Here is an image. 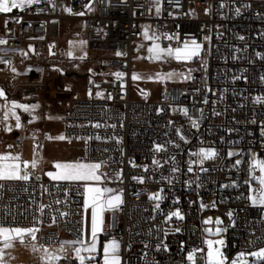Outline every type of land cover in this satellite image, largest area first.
Segmentation results:
<instances>
[{
    "label": "built area",
    "instance_id": "2783aa9c",
    "mask_svg": "<svg viewBox=\"0 0 264 264\" xmlns=\"http://www.w3.org/2000/svg\"><path fill=\"white\" fill-rule=\"evenodd\" d=\"M159 9L155 0H40L21 22L8 18L0 58L10 63L0 62V75L50 94L42 100L44 111L50 102L60 103L64 135L83 146L81 161L104 162L101 186L123 191L122 205L107 210L121 264H191L187 256L194 249H204L195 264H205V229L216 227L226 229L230 262L264 248V206L251 202L246 183L259 187L250 179L260 175L253 158L264 160V100L257 102L264 98V0H159ZM65 20L81 23L90 52L110 57L93 66L69 56ZM146 21L155 24L163 48L192 40L202 45L196 76L180 85L162 81L155 98L132 81L134 45ZM54 67L78 75L61 77ZM73 78L80 81L78 91ZM59 92L67 96L57 97ZM47 137L44 128L34 140L39 151ZM26 141L18 137L14 144L23 148ZM157 145L163 150L157 152ZM201 148L216 151L202 165L193 155ZM230 150L237 153L229 156ZM28 170L29 181H0V225L38 227L39 243L48 248L76 240L81 229L85 237L82 182H57ZM157 192L163 197L159 209L149 199ZM177 209L184 219L166 220ZM57 262L78 264L71 257Z\"/></svg>",
    "mask_w": 264,
    "mask_h": 264
},
{
    "label": "snow or ice",
    "instance_id": "6c2138e0",
    "mask_svg": "<svg viewBox=\"0 0 264 264\" xmlns=\"http://www.w3.org/2000/svg\"><path fill=\"white\" fill-rule=\"evenodd\" d=\"M40 0H0V13H8L11 12L15 8H25L32 4L39 3ZM156 11L157 13L160 11L159 9V0H155ZM91 10V9H89ZM71 12V9H68ZM239 11V10H237ZM79 15H83L84 13H78ZM145 39L148 40H159L160 37L155 36L154 34L150 36L148 31L145 30L144 33ZM166 39L173 40L175 37L171 35H166ZM243 39V37H241ZM7 41L4 39H0V44H6ZM81 43H84L81 41ZM202 45L197 43L196 40H192L191 44L182 43L180 47H167L163 48L158 43H153L152 46L148 48L149 57L148 59L152 60H162L164 58H172L177 61L188 62L198 57L201 52ZM26 55V54H25ZM72 53L69 52V56ZM117 55H121V53H117ZM83 59V57H81ZM0 62L10 63L9 61H3L0 58ZM13 71H15L13 69ZM191 70H189V77H185V79L190 78ZM117 78H121L123 73H115ZM178 75L176 73H168L167 78H172V76ZM134 80L139 79L140 77L137 75H133ZM97 95H101L97 93ZM0 98H4L7 100L5 93L2 89H0ZM264 98L257 97V102H261ZM39 105H27L20 104L15 101L6 102L3 105H0V111H3V119L0 120V123L6 122L9 117H13L16 121L15 127H22L20 123V116L17 115L16 109H22L24 112L32 113ZM185 114H187V110L185 109ZM37 117L33 116L32 119L35 120ZM30 123L32 121H29ZM195 124V121H194ZM95 127H100V124L94 125ZM114 127V126H113ZM7 131H11V127L6 126ZM48 139H57L64 140L65 136L60 135L58 137H47ZM183 138V137H181ZM96 139H100V137H96ZM119 142V141H118ZM11 147V146H9ZM39 147V146H37ZM157 152L163 150V146L157 145ZM193 155H197L200 157L199 163L202 165L204 160L212 159L216 156V151L214 149H205L201 148L198 153H194ZM235 155V153L230 152L229 156ZM236 165L241 163L240 160H237ZM153 164L159 166L158 160H153ZM38 166V160L34 157L30 162L23 161L19 154H13L11 152L0 154V181H29L32 178V173L28 170L36 169ZM104 166V162H93V163H83V162H56L54 164L56 172H47V175L51 180L57 182H69V183H81L83 187V196H84V209L87 211L88 208H91V238L90 240H86L84 238L83 229H81V236L74 241H63L60 244V247L56 250V252L51 251L48 247L44 245L37 246L36 243L31 244V248L33 252H42L43 255L41 259L44 261V264H54L55 261L61 259L60 255L57 253H63L65 251V246H69L73 248L75 259L78 261V264H93L96 260V256L94 255L97 252V237L98 233L103 231V213L107 210H117L120 205L123 203L122 191L116 190L110 187H102L100 186L104 180V174L101 172L102 167ZM253 169L259 170L260 175L251 176L252 181H256L259 184L258 188H252L250 182V196L249 199L251 202L255 204H259L264 206V160H256L253 158ZM206 171V169H202ZM147 171V168H145ZM176 171V169H173ZM188 171H192L191 165L188 168ZM122 176V173H117V179ZM39 179V177H37ZM133 179L138 180V182L143 183L144 177H133ZM2 187V185H0ZM162 191V190H161ZM150 200L157 201L155 204V208H160L159 201L163 199L159 192L153 193L149 195ZM59 203V201H57ZM202 207H204L202 205ZM43 210V206H41V211ZM62 215H67V213H62ZM229 217L232 216V213H228ZM173 217L183 220L184 217L181 214L180 210L177 209L174 212H171L166 217V220H171ZM53 222H55L53 220ZM205 224L212 223L211 218L204 221ZM215 223L217 225L222 224V221L217 218ZM226 229H222L220 227H216L215 230L212 228L205 229L207 233L210 235H219ZM40 231L38 227H19V226H3L0 225V264H7L5 259L6 250L12 249L17 242L24 244L26 238L31 241H37V233ZM179 231V229H176ZM205 244L207 246V251L204 255L205 264H250L247 259V255L255 258L251 264H257V262H264V248H261L257 251L251 252L249 254H245L243 252L239 253L236 259L232 261H228L227 257L224 256L220 247H216L217 245H223L224 241L222 239L218 240H206ZM120 245L117 241L112 240L103 246V264H121V258L119 256ZM204 252V249H194L189 252L187 259L191 262V264H195L196 253ZM86 253L87 255H84Z\"/></svg>",
    "mask_w": 264,
    "mask_h": 264
},
{
    "label": "rangeland",
    "instance_id": "374dc122",
    "mask_svg": "<svg viewBox=\"0 0 264 264\" xmlns=\"http://www.w3.org/2000/svg\"><path fill=\"white\" fill-rule=\"evenodd\" d=\"M1 21H5V18L0 17ZM63 31H66L67 35L70 38V52L72 53V58L81 59L83 57V61H85L88 65L95 66L99 63L100 59L105 58L106 56L110 57L109 55H104L102 53H94L90 52L86 46V43L82 39V25L81 23H75L74 21H63L62 23ZM141 28L143 32V38L141 41H138L134 45V54H133V75H137L139 79H133V84L140 86L142 88H146L151 92V98H155L159 93V85L162 81H166L172 84H186L190 82L197 74V65L195 63V59L188 62L177 61L172 58H164L162 60H152L148 59L149 52L148 48L152 46L153 43H158V40H148L145 39L144 33L145 30L148 31V34L152 36L156 34V27L153 22H142ZM83 41L84 43H81ZM179 47V46H176ZM202 52V48H201ZM200 52V55H201ZM189 70H191L190 78L185 79V77H189ZM168 73H176L178 75L172 76V78H167ZM132 75V77H133ZM68 78V77H67ZM76 86V90L78 91L80 81L78 79H71ZM0 89L4 91V93H9L8 91L14 90L17 93H24L23 90H30V88L23 86L20 83H11L8 79L4 78L0 75ZM32 89V88H31ZM34 90V89H32ZM46 97H50V94H46ZM57 97H66V94L57 93ZM61 110L56 111V113H52L49 107L46 108L44 113V107L39 105L38 111L35 117V120H32L30 123L24 122V118L21 119L20 123L22 126L27 127L30 130V137L33 138L41 136L43 133V129L47 131L50 137H58L60 135H64L63 131V124L61 121ZM46 125V126H45ZM49 125L50 128L47 126ZM23 135H26L23 132ZM31 137V138H32ZM66 137V136H65ZM49 141H55L56 145L60 147H67L70 143H75L68 139L64 140H57V139H49ZM232 153H237L234 150H230ZM14 154H19L23 161H31L34 157L38 160V166L36 169H31L34 172H37L44 176L47 179H50L45 173L47 172H56L54 164L56 162H82L79 158H69L63 156L61 152L52 154L50 157H45L46 149L43 151H39L37 148V144L33 140L26 141L23 148L16 149ZM234 156V155H232ZM85 163V162H83ZM87 163V162H86ZM115 179V178H114ZM218 240L222 239L224 241L223 245H217L216 247H220L223 254L225 248V239L222 233L219 235H210L206 232V240ZM36 243V241H31L26 238L25 243L21 244L17 242L12 249L6 250L5 259L7 264H44V261L41 259L43 255L42 252H33L31 248V244ZM37 244V243H36ZM2 246V245H0ZM39 247V244H37ZM206 246V244H205ZM60 247V246H59ZM59 247L49 248L51 251L56 252ZM207 248V246H206ZM73 250L72 247L65 246V251L63 253H57L62 257H67L70 252ZM70 258V257H68ZM247 259L254 260L253 257L247 255ZM250 262V264H251ZM54 264H58L57 261ZM257 264H264V262H257Z\"/></svg>",
    "mask_w": 264,
    "mask_h": 264
},
{
    "label": "crops",
    "instance_id": "0c3cea01",
    "mask_svg": "<svg viewBox=\"0 0 264 264\" xmlns=\"http://www.w3.org/2000/svg\"><path fill=\"white\" fill-rule=\"evenodd\" d=\"M2 18H5V17H2ZM8 22H9V19L5 18V21H1V23H0V39H2V37L8 31V27H7ZM75 23L77 24L78 22H75ZM8 92L9 93H5L7 100H5L4 98H0V105L5 104L6 102L15 101V102L20 103V104H27V105L38 104V105L43 106L42 100H43V98H45L47 96L46 95L47 93H45V91L41 90V89L23 90L24 93H22V92L17 93L14 90H11ZM47 107H49L50 111H52L53 114L56 113V111L61 110V113H62L61 114V121H62L63 128H64V122H63L64 108H63V106L60 103H56L53 101V102H50ZM37 111H38V108H36L34 110V112H32V113L24 112L22 109H16L17 115L20 116V121L22 118H24V122H26V123H29V121L33 120L32 117L36 116ZM44 113H45V111H44ZM2 119H3V111H0V120H2ZM15 123H16L15 119L11 116L9 117V119L6 122L0 123V154L7 153V152H11L14 154L16 149H19L14 144V140L18 137H26L28 140H33V141L40 137V136H38V137L33 138L31 136L32 137L31 138L30 137V130L27 127L24 128V126H22L20 128H16ZM6 126L11 127L12 130L7 131ZM47 127L50 128L49 125ZM23 132H25L26 135H23ZM9 146H11V147H9ZM45 149H46L45 157H47V158L52 156V154H56V153L61 152L63 154V156H65V157H69V158L74 157V158L81 159V156L83 154V146L80 143H76V142L70 143L69 145H67V147H60L59 145L55 144V141H48ZM110 180H112V179H110ZM110 188H113L116 190H121L120 188H116L113 186H110ZM122 198H123V191H122ZM85 224H86V232H85L84 238L86 240H90V238H91V208H88L87 211H85ZM108 227H109V215L107 214V211H105L103 213V231L98 233L97 252L94 254L96 256V260L93 262V264H103V246L112 240L117 241L120 245L119 256H120L121 262H122L121 243H120V241H118L112 235H110L108 233ZM38 237L39 236L37 233L36 243L40 245ZM28 240H30V239H28ZM65 241H73V240L66 239ZM83 254L87 255L86 253H83ZM67 257L75 258L74 251L72 250L70 252V254L67 255Z\"/></svg>",
    "mask_w": 264,
    "mask_h": 264
},
{
    "label": "water",
    "instance_id": "95a60500",
    "mask_svg": "<svg viewBox=\"0 0 264 264\" xmlns=\"http://www.w3.org/2000/svg\"><path fill=\"white\" fill-rule=\"evenodd\" d=\"M35 4H32L30 6H27L25 8H15L13 9L11 12L8 13H0V17H5V18H12V20L16 23L21 22V14H23L24 12L32 9L34 7ZM8 29L11 27V22L9 21L7 24ZM55 71H58L59 74L61 75V77H74L77 76L78 74L75 72H67L63 69H60L58 67H54ZM249 262H251V260H249Z\"/></svg>",
    "mask_w": 264,
    "mask_h": 264
}]
</instances>
